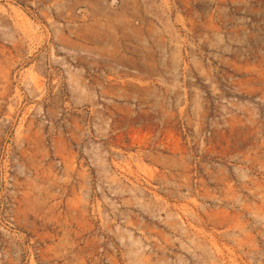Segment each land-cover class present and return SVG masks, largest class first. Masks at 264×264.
<instances>
[{"label": "rangeland", "instance_id": "obj_1", "mask_svg": "<svg viewBox=\"0 0 264 264\" xmlns=\"http://www.w3.org/2000/svg\"><path fill=\"white\" fill-rule=\"evenodd\" d=\"M0 264H264V0H0Z\"/></svg>", "mask_w": 264, "mask_h": 264}]
</instances>
